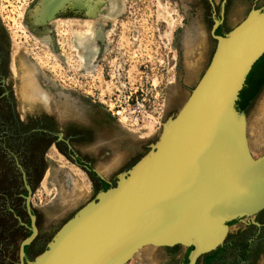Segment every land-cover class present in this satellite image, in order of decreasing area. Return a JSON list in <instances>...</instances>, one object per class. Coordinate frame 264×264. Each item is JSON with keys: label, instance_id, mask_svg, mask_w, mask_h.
Listing matches in <instances>:
<instances>
[{"label": "rangeland", "instance_id": "1", "mask_svg": "<svg viewBox=\"0 0 264 264\" xmlns=\"http://www.w3.org/2000/svg\"><path fill=\"white\" fill-rule=\"evenodd\" d=\"M40 1L0 0L7 76L0 125L20 123L19 133L12 129L5 137L8 148L18 146L14 140L19 143L16 158L32 189L38 233L26 247L30 261L46 249L64 223L104 190L97 174L101 168L92 155L79 150V132H69L67 123L93 121L102 141L113 132L104 116L112 118L120 128L115 138L122 150L127 145V156L133 157L122 165L121 172L128 170L151 150L209 66L218 42L211 34L215 20L222 18L216 33L224 35L252 9L264 8V0H102L105 7L114 5L110 12L91 18L60 11L34 27L29 15ZM72 19L80 26H73ZM87 21L91 29L85 26ZM40 28L47 29L43 37L36 34ZM80 30L86 34H79ZM29 66L51 95L48 101L24 98L21 85ZM173 90L178 94L172 95ZM70 100L78 111H69L62 103ZM237 107L246 115L250 151L260 157L264 154V55L250 72ZM5 137L0 136V144ZM73 156L90 170L79 167ZM8 158L0 145V169L9 168ZM10 170L13 177L5 181L11 184L0 185V264H21L19 248L31 233V219L25 209L23 176L15 168V178L14 169ZM66 176L77 183L73 196L62 194ZM116 181L117 177L111 183ZM146 248L151 250L148 255L141 253ZM190 250L183 245H147L126 264H186ZM197 264H264V209L231 222L223 245L202 255Z\"/></svg>", "mask_w": 264, "mask_h": 264}, {"label": "water", "instance_id": "2", "mask_svg": "<svg viewBox=\"0 0 264 264\" xmlns=\"http://www.w3.org/2000/svg\"><path fill=\"white\" fill-rule=\"evenodd\" d=\"M221 23L216 19L211 30L218 42L209 66L151 150L83 205L31 261L26 247L38 228L22 170L31 233L20 244L21 264H126L147 245L190 247L186 264H197L223 245L231 222L264 209V154L253 157L246 115L237 107L264 55V8L252 9L224 35L216 33Z\"/></svg>", "mask_w": 264, "mask_h": 264}, {"label": "bare ground", "instance_id": "3", "mask_svg": "<svg viewBox=\"0 0 264 264\" xmlns=\"http://www.w3.org/2000/svg\"><path fill=\"white\" fill-rule=\"evenodd\" d=\"M101 2H102V0H41L40 3L38 4V6H36V8L34 9V11L29 15L30 16L29 17L30 24L34 27H37V25H39V24L41 25V24L45 23L46 21L51 20L54 17V15L60 11H65L66 14H68L69 11H72L71 13L74 16H79V15L83 14L86 17L92 18L101 12H110L111 8L114 6L113 4H109L110 5V6H108L109 8L107 6H106L107 7L106 8L104 5L101 4ZM29 20H28V22H29ZM90 21H92V20H90ZM71 22H72L73 26H77V27L80 26L79 21L76 19H72ZM86 24L87 25H85V26H87V28L89 26V28L91 29L92 23L87 21ZM97 25H98V21L96 20L95 27H98ZM90 29H86V32L90 31ZM46 30L47 29L45 28L44 31H46ZM44 31L41 30V28H40L37 30L36 34H38V36H40V37H43V35L46 33ZM81 31L82 30H80L79 34H82ZM82 32H84V31H82ZM99 32H100V29H99ZM99 32H97V33H99ZM77 33H78V31H77ZM90 33L91 32H89V34ZM101 33H103V32H101ZM101 37H100V39H101ZM81 43H82V45L86 44V39L84 40L81 38ZM78 54H80V53H78ZM81 60H83V59H81ZM25 74H26V72H25ZM34 74H35L34 69L29 66L27 69V75H26V77H24V79H23L24 81L22 80V85H21L22 86V94H23L24 98H28L30 100L40 99V98H48V99H46L48 101L51 95L49 94V92H47L45 89H43L39 85ZM173 92L171 93L172 95L178 94L174 90H173ZM72 101L73 100L62 102V103H64V105H66V108H68L69 111H72V110L78 111L79 108H76L75 106L70 104V102H72ZM68 109H66V112L68 111ZM82 115L85 116L84 113H82ZM79 117L81 118V116H79ZM116 141H115V143H116ZM254 146L257 148L259 146V144L256 143ZM65 178H66V181H68V183H67V187L64 188L62 194L65 197L75 195L77 183L74 182V179L71 178L70 176H66ZM150 251L151 250L146 248L141 253L148 255V254H150Z\"/></svg>", "mask_w": 264, "mask_h": 264}, {"label": "flooded vegetation", "instance_id": "4", "mask_svg": "<svg viewBox=\"0 0 264 264\" xmlns=\"http://www.w3.org/2000/svg\"><path fill=\"white\" fill-rule=\"evenodd\" d=\"M5 45H4V40L3 38L0 36V115L3 114L4 112V108L6 106V89H7V76H6V62H5ZM2 116V115H1ZM4 117L2 116L1 119H3ZM80 118V117H79ZM81 119V118H80ZM93 121H89V122H83L82 120L78 119L77 121H70L68 122V130L69 132H79V138L77 142V144L79 145H83L84 147L79 148V150H84L86 154H91L94 153L96 151L101 150V148L99 147L101 141L97 136V132L94 123H92ZM15 131V133H19L20 131V123H15L13 126L12 125H6L4 123H1L0 125V136L5 137L7 136L6 134L12 131ZM81 139V140H80ZM7 137H5L4 141L0 144L2 146V150L5 151L6 153H8L9 158L6 160L7 162V166L9 167L8 169L5 168H1L0 169V185H10L11 181H5V179L11 180L13 175L11 172V168L14 169V176L16 178V170L15 168L18 170V173H21L23 176V171H22V166L20 164V162L17 160L18 158H16L17 155H19L20 153V147H19V143L17 141L14 140L15 143L18 144L17 147H15L14 149L12 148H8L6 147L7 144H10L7 140ZM10 161H13L14 163L11 164ZM19 162V163H18ZM81 163V162H80ZM84 169H88L90 170V168L88 166H85L83 164H81ZM28 182V180H27ZM104 189H106L107 187L110 186V184L104 180H102ZM25 184V182H24ZM26 188V187H25ZM28 195V191L26 190V194L23 195V197L25 198V196ZM26 201V199H25ZM25 209H26V204H25ZM27 211V209H26Z\"/></svg>", "mask_w": 264, "mask_h": 264}, {"label": "crops", "instance_id": "5", "mask_svg": "<svg viewBox=\"0 0 264 264\" xmlns=\"http://www.w3.org/2000/svg\"><path fill=\"white\" fill-rule=\"evenodd\" d=\"M233 28L234 27H232V29ZM193 50L194 45H192V51ZM104 118L110 121L111 128H113V132H111V135L108 136L107 139L101 141L99 145L101 150L91 153L90 155L94 157V161L102 170L101 175L103 176V178L101 179L110 184L111 181L116 178L121 172V169H123V166L126 164V162H130L133 157L130 158L129 156H127V145L122 150V145H120L121 141L116 139L114 136L120 129L118 127V124L108 116H104Z\"/></svg>", "mask_w": 264, "mask_h": 264}]
</instances>
